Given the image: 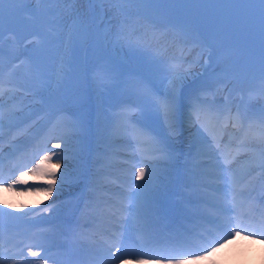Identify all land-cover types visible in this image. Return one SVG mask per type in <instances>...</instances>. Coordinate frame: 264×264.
<instances>
[{"label": "snow or ice", "instance_id": "6c2138e0", "mask_svg": "<svg viewBox=\"0 0 264 264\" xmlns=\"http://www.w3.org/2000/svg\"><path fill=\"white\" fill-rule=\"evenodd\" d=\"M22 2L23 0H0V20L6 13L11 15L17 11L15 6ZM38 2L47 6L42 9L46 15L62 21L64 19L62 14H66L68 18H71V23H57L60 29L68 28V41L63 50L58 52L53 75H47L40 63L30 64L26 70L30 81L42 90H47L54 84L55 93L48 97V101L59 106L72 97L74 88L87 84L90 71L93 73V81L101 87L111 84L118 76L125 73L139 76V79L130 80L128 86L139 97L140 102L129 105L120 113L113 128V134L130 133L142 145L150 146L149 154L157 163L171 164L175 159L176 149L170 142L169 136L177 131L186 81L192 77L190 69L198 61L189 63L188 68L185 69L180 67V64L185 61H169L163 71L162 79V83L166 82V87L160 91L153 83L151 76L144 74L143 69L137 70L122 63L118 49L122 52L124 48H127L129 54L134 55L151 47L144 40L145 35L157 36L161 33L165 35L171 33V42L178 41L181 45L188 47L189 52L196 47L201 50L213 49L209 51L208 60L205 63L214 59V47L220 46L229 50L234 58V66L254 61L264 75V0H219L213 3H186L178 2V0H38ZM79 4H85L87 8L81 10L76 7ZM106 5L110 8L106 9ZM133 5L137 6L135 20L130 15ZM108 10H114L118 18L115 25H112L111 21H105V13ZM29 11L30 14L35 12V10ZM73 37L76 39L74 40ZM77 44L83 49L85 59L87 60L90 55L92 60L90 65L85 64L78 77L73 78L70 74L74 71L73 61ZM167 46L168 42L165 43V47ZM2 54L0 50V55ZM155 63L157 62L153 61V64ZM148 71L151 73L153 69L149 68ZM8 86L15 87L11 80ZM3 87V73L0 72V91ZM261 92L264 93V88ZM210 96L214 97L215 92L212 90V85L204 80L188 97L190 101L188 119L197 130L193 133L186 157L190 177V183L187 186L191 190L187 210L195 221L211 223L219 234L218 239L223 238V242L210 246V249L202 255H187L180 248L153 243L150 231L142 227L139 231V240L141 246L147 247L148 251L136 258L121 259L117 253L121 252L124 241L127 239L126 229L119 234L114 230L111 238L98 244L102 264H116L117 260L119 264H199L201 261L216 264L213 257L231 243L232 238L241 237L242 230L248 227L245 224L244 213L241 211L245 198L238 190V183L232 177L230 169L220 168L217 174H214L209 165L200 161L210 156L213 147L219 146L217 132H222L229 121L232 122L233 127L240 128H243L244 123L248 121V128L254 126L258 128V135L264 139V109L260 110L255 119H252L247 109L241 111L238 107L233 113L227 104L220 107L214 99L209 101ZM132 109L138 110L137 117L129 116V111ZM14 119V114L9 112V123L11 124ZM3 120L4 113L0 111V125ZM159 120L163 121L168 135L154 134L152 123ZM61 124L64 148L68 149L73 141H77L79 148L74 154L83 152L89 131L87 119L69 114L62 117ZM133 125L136 126L133 127ZM206 136L211 138V144ZM246 140L247 132L242 139V144ZM53 147L61 148V144H53ZM61 158L57 157L58 160ZM61 167V163L52 162V155H43L39 163L31 168L30 174L21 171L19 176L6 186L0 181V190L14 191L15 185L27 183L29 179L36 180L44 187L26 191L41 197V200L37 201L41 203L51 198L58 190V186L64 184L66 176L60 172ZM154 171L155 168L152 166H149L147 170L143 165L137 166L135 180H144V184L135 185V190L122 198L121 207L116 209V212H127L135 222L146 219L149 209L145 189L152 182ZM146 175L147 179H145ZM79 179L86 180V174L82 173ZM210 180L224 186L216 189L215 192L219 194H214L212 197L207 195ZM129 186L132 187L131 181ZM210 199H214L216 203H209ZM125 202L130 206L123 207ZM0 204L9 209L16 207L9 203L7 198L0 199ZM22 208L23 206L17 210ZM43 211L47 213L49 209L45 208ZM5 216H11V213L0 212V218ZM209 217H211L210 221ZM12 218L20 219V217ZM229 229L233 230L230 236H228ZM0 237H2V227H0ZM243 238L256 239L257 242L264 244V229L259 236L252 232L243 235ZM47 244V238L41 237L36 247L47 251ZM2 247L3 244L0 241V248ZM27 255L35 258L41 253L29 250ZM0 264H3L2 259ZM24 264H32V262L25 260ZM220 264H228V260L221 257Z\"/></svg>", "mask_w": 264, "mask_h": 264}, {"label": "rangeland", "instance_id": "374dc122", "mask_svg": "<svg viewBox=\"0 0 264 264\" xmlns=\"http://www.w3.org/2000/svg\"><path fill=\"white\" fill-rule=\"evenodd\" d=\"M28 1H30V0H27V2ZM190 1L192 3H213V2H219V0H190ZM83 6H85V5L84 4L76 5V7L81 9V10H84V8H85ZM105 7H106V9L110 8V6H108V5H106ZM23 8L24 7H22L21 9L24 10ZM136 8H137V6H135V5L131 6L130 15L132 17L133 16L136 17ZM62 15L64 16L63 20H64L65 24H70L71 23V18H68L66 16V14H62ZM63 20L62 21H58L57 18H55L56 24L57 23H61V22L64 23ZM117 20H118V18L116 17L114 10L106 11V13H105V21L106 22L107 21H111V24L115 25L117 23ZM141 23H143V22L141 21ZM19 26H21L20 21H19V19H16V21H14L12 26H11V30H16V29H18ZM56 29L60 30V31H63L66 28L64 27L63 29H60V28L57 27ZM139 30H140L139 26H137V31H139ZM169 35L172 36V34H169ZM64 37H66V34H64L62 38H64ZM144 40L148 44H150L151 47H148V48H146L145 51L139 52V53L134 54V55H130L127 48H124L122 52L118 49L117 52L119 54V59H120V61L122 63L130 65V66H132L133 68H135L137 70L143 69L144 74L151 76V78L153 80V83L156 85V87L160 91H163L164 88L166 87V82L162 83L163 71L168 66V62L169 61L177 62V60L175 59L176 57L172 53L174 48L171 47L172 50L168 51L169 42H168V46L165 47V43L167 42V40L162 35L153 36L151 34H147V35L144 36ZM33 48L31 49L30 52L26 51L27 54H25V57H24L25 63L28 62L27 58H29V54L32 53ZM193 49L194 48H192V50ZM214 49L216 51H218V50L222 51L220 54H218L217 59L215 61V64L211 68L212 70H218L219 68L221 69V66H222L221 64L222 63L226 62L227 60H230L233 56L230 55L229 50L227 48L220 47V46H215ZM209 51L210 50H208V49H203V50H201L200 48L198 49V52H197V54L195 56L197 58H195V59H197L198 63L199 62L202 63L201 66L204 64L203 63L204 61L208 60ZM187 52L189 53V49H187ZM55 53H56V51L53 54H55ZM89 57H90V59L92 58L90 55H89ZM221 59H222V61H221ZM153 61H156L157 63L153 64ZM21 64H24V62L22 61ZM50 64L51 65L49 66V69H48L46 74L49 75V76H52L54 71H55L54 69L56 67V63L55 64L54 63H50ZM183 64H180V67H183ZM53 67H54V69L51 70V68H53ZM149 68H152L153 72L150 73L148 71ZM195 68L196 67H192L191 69L196 71L197 69H195ZM182 69H185V68H182ZM193 70H190V71H193ZM50 71H52V72H50ZM199 72L200 71H198L196 76L199 74ZM129 76L131 78H127V81L140 78L139 76H137L135 74H129ZM196 76L189 78L186 81V84L189 83L190 81L196 79L197 78ZM116 81H117V79L115 81H113L111 84H108V85L103 86V87L98 86L94 81H91V83H92L91 91H92L93 96H94V102H95V105L97 106V110L104 109V108L101 107V105H105L106 99L112 93L113 88H115V82ZM54 87L55 86L53 84L52 88H54ZM223 87H224V84L223 85L221 84V88L222 89H223ZM221 88L217 89L216 95H219V91L221 90ZM123 89H124V93L127 96L135 97L136 100L140 102L139 97L135 94V92L133 90H131L129 88L128 83L123 86ZM37 91H40L41 93H48V94H51V92H52V91L50 92V87H49V89L47 91H43L41 89H38ZM52 94H54V92ZM261 95L264 96V93H262ZM86 96H87V93H86ZM82 100H84L83 99V94L76 95L73 98H70L68 100L67 105L71 109L76 110L77 108H80L81 106H83V103H81ZM41 105H42V107H45L48 110H51L50 112H54V111L57 110V106L51 104L48 101V98H47V100H45L43 102L41 101V103H39V106H41ZM255 111H256V109H255ZM82 114H84V117L87 119L88 115L90 116L89 108L85 107ZM87 121H88V119H87ZM156 124L158 126L159 131L157 132L156 130H154V134L155 133H161V134H164V135H168V134H166L167 130H166V127L163 124L162 120L156 121ZM178 124H179V122H178ZM196 130L197 129L195 128L194 132ZM225 133L226 134L223 137V139L228 141L229 138H230V135H232L233 132L232 131L231 132L230 131H226ZM174 136H175V134L169 136V138H173ZM206 137H207L206 139H208V136H206ZM129 141H130L129 139L122 138V142L124 144L128 143ZM135 143L136 144H141V143H139L137 141V139H135ZM257 144H258V142L256 140H254L253 138H251V137H249L247 135V140L244 142V145L247 146V153L249 152L251 147H255ZM173 146L176 147V145H174V144H173ZM222 151H223V148L213 147L212 153L210 154V156L203 158L200 162L204 163V164H207L209 166H211V164L214 167H216L217 165L219 166L221 164V162L219 161V158H217V157L220 155V153H222ZM63 164L66 165V166L69 165L67 163H63ZM63 164H62V166H63ZM238 164H239L238 161L234 163V165H238ZM174 166L175 165L172 166L173 169H175ZM161 167H162L161 164H157L155 166V170L158 171V170L161 169ZM229 168L231 170L230 166H229ZM238 168H240V169H238ZM238 168L237 169L239 170V172H236L235 168L233 169L234 171H232V170L230 171L232 177L236 181H238L239 178L241 176H243V174L245 172H248L250 170V169H248L247 171H245V169H247V161L246 162L243 161L238 166ZM258 170H259V167L257 169H255V170L251 171L250 173H248L247 182L244 183L241 187L238 186V190L242 193L244 198L249 196V193L252 192V190L254 189V186H256V184H258L260 182V180L264 182V173L261 174V176H260V171L257 172ZM185 176H186V174H185ZM67 177L70 178V175H67ZM73 179H76V178H73ZM145 179H147V175H146ZM76 180H77V182H68V183L65 180L63 185L58 186V190L60 188L64 187L65 185L76 186L77 183L79 184V181H80L78 179H76ZM178 183H179V181H174L172 184L167 185L168 188H164V190L158 189L160 194H157V191L155 189H148L149 187H146L147 188V189H145V193H146V196H147V201L146 202H147L148 209H149V211L146 213V217L148 218V220H149V222L151 224L155 222L156 218L160 216L161 212H164L165 209L169 208V205L171 204V199H169L170 198V194L174 191V189L177 188V184ZM137 184H144V180H141V181H138V182L135 183V185H137ZM182 184L186 185L187 182L184 181V183H182ZM41 187H44V185H42ZM223 187H224L223 185L216 186L217 189H220V188H223ZM134 190H135V188L133 187L131 189V191H134ZM0 192H1L0 194L7 193L4 198H7L9 203L10 202L20 203L21 206L24 207L25 201L19 198V193H16V192H13V191H0ZM218 194L219 193H217L215 195H218ZM259 194H260V196H262V198L264 200V183H262L261 191H259ZM22 195L25 198H29L31 196H36L35 194L29 193V192L27 194L22 193ZM213 195L214 194H212L211 197ZM4 198H2V199H4ZM49 199H51V198H49ZM49 199L46 200V201H49ZM39 200H41V197H39L38 200H36L35 202H31L30 203V205L34 206L33 210L35 208H38L40 204L41 205L43 204L44 201L41 202V203H37V201H39ZM210 202L216 203V201L214 199H210ZM177 206H178V204H177ZM3 208H4V206L2 204H0V212H2ZM101 211L105 213L104 210H101ZM54 212H57V211H54ZM61 212H63V214L59 215L58 217H56L58 221H62L63 218H64V221H65V220H68L71 217V215L68 214L66 211H60L59 213H61ZM90 215H91V213H81V211H78V212H76L74 214V216H72L74 218V221L72 222V224L73 225L74 224H78L79 221L85 220ZM70 228H71V225L68 227V229H70ZM85 244H88V242H85ZM209 249H210V247L207 248V250H209ZM257 251L260 252L261 250H256V252ZM240 252H242V250L238 249V248H236V251L234 253H232L231 256H229V255L228 256L219 255V252H218L216 254V257H213V259L216 260V264H220V258L221 257L226 258L228 260V264H253L251 262V260H253L254 262H257V264H264V256H263V254L261 252H260L259 255L260 256L262 255L263 256L262 258L257 257V256H255V257L252 256L249 259L246 258L245 253H244V257L245 258L243 259V255ZM230 259H232V260H230ZM199 264H208V261H201V262H199Z\"/></svg>", "mask_w": 264, "mask_h": 264}, {"label": "bare ground", "instance_id": "6f19581e", "mask_svg": "<svg viewBox=\"0 0 264 264\" xmlns=\"http://www.w3.org/2000/svg\"><path fill=\"white\" fill-rule=\"evenodd\" d=\"M192 72V74L194 75V71H191ZM192 75V76H193ZM196 76V75H195ZM191 78V77H190ZM183 121H185V122H187L188 121V117L187 116H185L184 117V119H183ZM183 129H184V127H183ZM255 223H257L255 220L252 222V224H255ZM236 240H237V238H233L232 239V241H231V243H229L228 245H226L225 247H227L226 248V250L225 251H228L229 249H233V247H234V244L236 243ZM239 242H240V244H237V245H241V246H245L246 247V250H248L249 252H250V254L251 255H254V254H256V250H253V251H251L252 250V248L253 247H255V246H258V244L257 243H255L254 242V240H252V239H239ZM237 247V246H236ZM259 251H257V253H258ZM235 255V254H234ZM246 255V254H245ZM229 256H231V255H229ZM263 257V256H262ZM237 258V257H236ZM230 260H232V259H230ZM234 260V259H233ZM256 260V259H255ZM262 263V262H261Z\"/></svg>", "mask_w": 264, "mask_h": 264}, {"label": "trees", "instance_id": "16d2710c", "mask_svg": "<svg viewBox=\"0 0 264 264\" xmlns=\"http://www.w3.org/2000/svg\"><path fill=\"white\" fill-rule=\"evenodd\" d=\"M257 77V71L254 72V75L253 77L248 81H247V85H248V88H252L254 86V80L256 79Z\"/></svg>", "mask_w": 264, "mask_h": 264}]
</instances>
